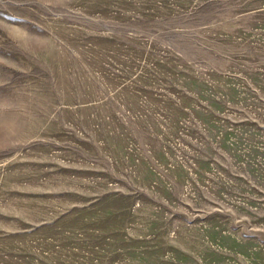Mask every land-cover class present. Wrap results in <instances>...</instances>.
Listing matches in <instances>:
<instances>
[{"label": "rangeland", "instance_id": "obj_1", "mask_svg": "<svg viewBox=\"0 0 264 264\" xmlns=\"http://www.w3.org/2000/svg\"><path fill=\"white\" fill-rule=\"evenodd\" d=\"M0 264H264V0H0Z\"/></svg>", "mask_w": 264, "mask_h": 264}]
</instances>
